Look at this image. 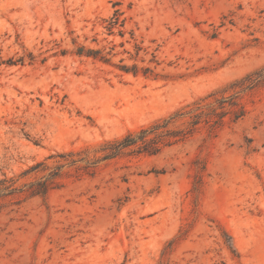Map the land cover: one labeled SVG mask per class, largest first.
<instances>
[{"label":"rangeland","instance_id":"1","mask_svg":"<svg viewBox=\"0 0 264 264\" xmlns=\"http://www.w3.org/2000/svg\"><path fill=\"white\" fill-rule=\"evenodd\" d=\"M0 61V264H264V0H0ZM231 96L236 122L101 160Z\"/></svg>","mask_w":264,"mask_h":264},{"label":"trees","instance_id":"2","mask_svg":"<svg viewBox=\"0 0 264 264\" xmlns=\"http://www.w3.org/2000/svg\"><path fill=\"white\" fill-rule=\"evenodd\" d=\"M118 6L119 4H115L113 15L109 19L105 20L108 23L106 28L109 35H115L116 30H118V33L123 37L125 35L124 28L126 25V19H122L124 12L118 8ZM141 50L142 47L136 44V54L135 56L132 55L133 58H138ZM110 53L111 52H106V49L87 48L84 45H79L75 51L77 56L93 58L94 60H99L104 63L111 62ZM156 59L157 56L153 55L151 62L158 66L160 63ZM3 63L4 62L0 61V65ZM14 64L15 62H10V65ZM118 68L120 71L126 74L138 76L140 73H142L147 78L151 76L157 77L155 68L153 69L151 67L139 68L138 64H133L131 66L121 65L118 66ZM251 87L252 86H249L248 88ZM219 103V107L210 104H204L203 101L196 102L193 107L187 106L188 110L185 114L192 117V121L189 122L190 127L187 130L176 131L169 128L170 124L177 117H179L180 114H177L176 116L170 117L169 119L160 120L149 127L142 128L138 133H131L121 140L109 143L104 148L105 153L101 157V160L113 159L130 148H135V150L140 154L144 153L148 155H157L161 153V151L166 146L186 140L199 128V125L202 122H206L213 129H215L224 125L225 117L228 114L233 115V122L242 119L246 114V110L242 105L239 96L224 98ZM36 186L37 187L33 188L32 190V193L36 195H45L50 188V184L47 181L38 182Z\"/></svg>","mask_w":264,"mask_h":264}]
</instances>
